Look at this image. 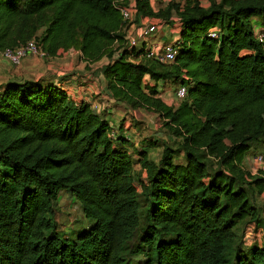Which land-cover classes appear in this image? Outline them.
I'll use <instances>...</instances> for the list:
<instances>
[{
  "label": "trees",
  "instance_id": "obj_1",
  "mask_svg": "<svg viewBox=\"0 0 264 264\" xmlns=\"http://www.w3.org/2000/svg\"><path fill=\"white\" fill-rule=\"evenodd\" d=\"M120 1L0 0V49L35 38L49 56L107 57L108 95L158 113L170 137L159 160L134 148L135 159L122 126L62 86H1L0 264H130V253L143 255L138 264H264V246L246 249L242 238L246 223L264 226L254 200L264 177L244 166L264 144V41L254 28L264 0H184L158 11L134 0L136 21L179 16L172 63L127 48ZM215 28L219 38L209 35ZM166 79L187 87L178 104L158 96ZM61 192L92 220L72 235L57 224Z\"/></svg>",
  "mask_w": 264,
  "mask_h": 264
},
{
  "label": "crops",
  "instance_id": "obj_2",
  "mask_svg": "<svg viewBox=\"0 0 264 264\" xmlns=\"http://www.w3.org/2000/svg\"><path fill=\"white\" fill-rule=\"evenodd\" d=\"M200 1L204 6L210 4V2L207 1ZM151 4L154 10L158 11L161 7H165L170 3H165L162 0H151ZM134 16L136 21L138 11ZM173 17L176 16L173 15L169 21H166L160 17L140 16L136 22L152 23L155 25V30L141 42V46L138 50L153 44L159 46L164 42H174L179 39L182 27L178 21L172 19ZM254 23L255 30L264 28L262 18L255 16ZM71 51H74V53ZM107 61V57H104L99 61L89 62L82 57L79 51L71 49L67 51L61 50L54 56L48 55L46 57H39L29 55L20 65L15 66L0 55V87L11 81H23L26 79H41L44 83L50 82L58 84L67 91L69 100L75 104L87 102L92 106L97 105V110L102 113L111 125H114L118 129L122 126L121 130L128 139L134 143L135 147H130L132 153L136 154L134 148L140 150L146 149L152 157L151 153L155 151L156 147L159 145L163 147V144L159 143V139H156L158 145L155 147L154 145L145 143L146 140L142 139L143 136L137 138V136L133 134V131L136 132L137 130L134 122L128 123V121L123 120L125 117H130L133 121L134 119L133 117L131 118V116L143 113V111L151 112L152 116L154 118L157 116L161 122L162 119L158 113L148 111L145 108L133 109L126 103L117 101L108 95L106 90L107 80L103 74V68ZM177 83L178 81L169 79L158 81L160 89L158 96L169 105L178 104L179 102L175 92V85H178ZM166 137L165 142L170 139L168 135ZM252 151L257 153L258 150L252 148L246 153L244 166L247 170L251 169L249 165L255 166L254 155L256 153L251 157ZM137 157L138 155L136 154V158ZM137 165L140 169V165ZM250 171L252 173L255 172L254 170Z\"/></svg>",
  "mask_w": 264,
  "mask_h": 264
},
{
  "label": "rangeland",
  "instance_id": "obj_3",
  "mask_svg": "<svg viewBox=\"0 0 264 264\" xmlns=\"http://www.w3.org/2000/svg\"><path fill=\"white\" fill-rule=\"evenodd\" d=\"M203 1L210 2V0H203ZM71 52L74 53V51H71ZM175 86H176L175 89L177 90L179 85H175ZM132 117L134 119L133 121L132 119H130V117H125L123 121H128V123L134 122L137 130L136 132L133 131V134L137 136V138H139L140 136H143L142 139L146 140V143L156 141V139H159V143L161 144L165 142L167 135L162 130L163 128L162 122L157 116L154 118L151 112L143 111V113H139L138 115H132L131 118ZM162 150H163V147L161 145L156 147L154 151L155 153L154 152L151 153L152 157L155 158L156 160H159L162 154ZM263 150H264V144H263V149H258L257 152H260ZM255 153L256 152L252 151L251 157ZM255 156L256 154L254 155V162L256 166ZM134 158L136 159V154H134ZM255 166L249 165V168H251L250 170L256 171L257 168ZM135 168L137 171H139L138 165H136ZM140 200H141V205L144 208L145 201L141 195H140ZM254 200L257 205L261 206L262 214L264 216V194H258ZM56 212H57V217H58L57 224L61 232L67 235H72L76 230L82 229L83 227H86L87 225H90L92 223L91 219H88V218L86 219L78 199L69 192H61V194L59 195V198L56 203ZM254 224L255 222L246 223L243 226V231H242L243 237L242 238H243L244 246L246 249H248L250 246H253V245L264 246V226L257 227L255 225L256 226L255 227ZM138 238H139V234L135 236L132 243H129L127 250L133 251L136 249ZM142 257H143L142 254L130 253L129 254L130 264H138Z\"/></svg>",
  "mask_w": 264,
  "mask_h": 264
},
{
  "label": "built area",
  "instance_id": "obj_4",
  "mask_svg": "<svg viewBox=\"0 0 264 264\" xmlns=\"http://www.w3.org/2000/svg\"><path fill=\"white\" fill-rule=\"evenodd\" d=\"M127 2L124 4L123 2ZM165 3H180L183 4V0H162ZM134 0H121L117 2V7L120 9L125 26L123 28L125 33L126 46L129 50H138L141 46V42L145 40L154 30L155 25L152 23H138L135 21L134 14L137 12V8L134 5ZM172 19L179 22V16L175 15ZM212 37H220L218 29H212L209 33ZM256 38L264 41V28L255 30ZM180 49V41L177 39L174 42H164L161 45H150L144 48L143 55L148 58L159 60L163 63H172L175 61ZM0 55L9 60L13 65L18 66L29 55H35L39 57H46L48 54L42 49L39 42L33 38L26 44L16 48L0 49ZM187 96V87L179 86L176 90V97L178 100H182ZM97 109V105L93 106ZM115 133V130H113ZM257 170L253 174H258L264 177V150L257 152L255 156Z\"/></svg>",
  "mask_w": 264,
  "mask_h": 264
}]
</instances>
